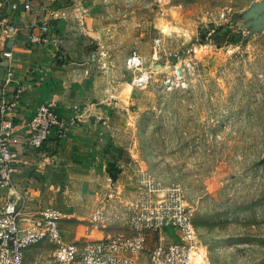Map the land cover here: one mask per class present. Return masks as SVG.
Returning a JSON list of instances; mask_svg holds the SVG:
<instances>
[{
	"label": "rangeland",
	"instance_id": "374dc122",
	"mask_svg": "<svg viewBox=\"0 0 264 264\" xmlns=\"http://www.w3.org/2000/svg\"><path fill=\"white\" fill-rule=\"evenodd\" d=\"M61 5L70 55L39 96L61 97L71 125L31 206L58 209L63 242L84 246L138 233L153 184L180 188L193 264H264V0ZM36 246L27 264H54V244Z\"/></svg>",
	"mask_w": 264,
	"mask_h": 264
},
{
	"label": "built area",
	"instance_id": "2783aa9c",
	"mask_svg": "<svg viewBox=\"0 0 264 264\" xmlns=\"http://www.w3.org/2000/svg\"><path fill=\"white\" fill-rule=\"evenodd\" d=\"M34 0H26L24 9L32 11ZM4 34V33H3ZM42 42V37H32ZM13 36L8 30L0 36V189L6 200L0 206V264H26L27 250L40 243L54 244V264H193L197 234L191 212L180 188L151 190L163 192L162 198L143 210L137 220L141 227L135 235L108 234L84 246L62 240V213L41 204L30 207L27 196L18 191L16 174L27 159L52 161L71 125V118L55 102L37 104L29 116H23L25 87L16 84L13 60ZM134 52L128 58L132 66L142 64ZM14 90L8 93L9 86ZM170 232L175 240L163 241ZM156 241L151 245L149 237Z\"/></svg>",
	"mask_w": 264,
	"mask_h": 264
},
{
	"label": "crops",
	"instance_id": "0c3cea01",
	"mask_svg": "<svg viewBox=\"0 0 264 264\" xmlns=\"http://www.w3.org/2000/svg\"><path fill=\"white\" fill-rule=\"evenodd\" d=\"M25 1L0 0V36L4 35L6 30L13 36L14 45L12 51L14 57L11 63L14 66L13 79L16 84H22L25 87L24 109L20 110V112L23 116H29L31 109L37 104L50 102L51 99H53V102L56 99H62L56 96L53 91H50L48 96L42 98L39 96V90L57 85L55 83L60 82L59 74L66 68V64L62 62L64 57L70 54L62 46L65 45V42L60 40L59 36H56L53 24H55L54 21L56 20L58 27H60V24L64 22L60 18L62 13L61 2H69V0H34L36 7L32 11L24 9ZM62 28L60 27V29ZM33 36L42 37L43 41L33 42ZM88 73H90V70ZM100 79L101 76L93 77L92 83H90L88 88L89 93H93L94 83L100 81ZM14 88V85L9 86L7 89L8 93H11ZM58 106L67 114L64 107L59 104ZM60 145L57 151H59ZM27 163L16 174L15 184L20 194L27 196L30 201L32 197L41 193L40 187L42 183L40 180L49 176L56 166V162L28 157ZM6 195V190L0 189V206L5 202ZM30 207L32 208L33 206L30 204ZM40 248L42 247L34 245L27 250L26 264L30 257L38 253ZM141 259V264L145 263V258Z\"/></svg>",
	"mask_w": 264,
	"mask_h": 264
}]
</instances>
